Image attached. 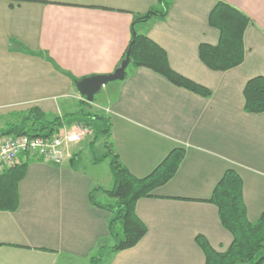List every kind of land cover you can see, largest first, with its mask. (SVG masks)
Listing matches in <instances>:
<instances>
[{"label":"crops","instance_id":"0c3cea01","mask_svg":"<svg viewBox=\"0 0 264 264\" xmlns=\"http://www.w3.org/2000/svg\"><path fill=\"white\" fill-rule=\"evenodd\" d=\"M162 1L0 0V121L36 106L72 117L61 131L90 125L81 112L93 116L92 107L98 106L95 100L83 103L75 80L113 73L133 26L166 51L173 70L212 92L203 97L130 64L124 80L101 89L106 90L103 117H92L97 132L109 131L100 136L102 156L93 153L84 163L90 131L65 149L60 164L29 160L19 183V207L0 210V264L92 263L110 236L112 212L90 199L91 193L94 199L109 196L104 183L114 185L110 155L136 178H145L173 150L184 151L173 178L137 202L145 237L103 264H205L198 236L225 252L233 238L208 200L229 169L243 180L248 220L254 223L264 213V112H246L244 97L247 82L264 77V0H222L253 23L244 36L245 61L224 72L209 69L199 57L202 43L219 41V31L209 25L218 0ZM152 9L167 14L134 25L136 15ZM70 100L81 108L67 112ZM107 159L109 173L101 180L93 168Z\"/></svg>","mask_w":264,"mask_h":264},{"label":"trees","instance_id":"16d2710c","mask_svg":"<svg viewBox=\"0 0 264 264\" xmlns=\"http://www.w3.org/2000/svg\"><path fill=\"white\" fill-rule=\"evenodd\" d=\"M166 14L167 10L152 9L144 15H136L134 25L147 22L153 16L165 17ZM251 24L252 20L245 13L225 1L218 0L209 15V25L219 31V41L215 45L202 43L199 46L201 61L209 69L219 72L240 66L246 56L245 32ZM129 49L132 66L150 69L165 77L174 86L185 88L195 94L211 96V90L173 70L166 51L149 37L137 33L134 26L129 46L118 66L126 58ZM244 97L246 112L263 113L264 77L250 79L245 86ZM83 103L89 104L87 101ZM81 113L83 116L93 117ZM65 121L66 116L49 115L34 106L0 128V139L23 136L51 138L65 125ZM102 123L104 126L105 121L102 120ZM108 132L106 127L97 134L102 136ZM106 157L109 155L106 154L100 160ZM183 157L184 151L177 148L149 176L136 178L119 163L116 156L110 155L114 186L106 193L115 198L116 203L101 205L95 201L92 193L90 199L94 205L112 212L108 230L113 244L101 247L99 257L91 259L93 264L99 260L103 261L107 252L113 255L137 246L145 237L147 226L136 213L137 202L151 197L157 188L171 180ZM30 159L28 156H22L13 166L5 168L0 173V210L13 212L19 207V183L26 175ZM208 201L217 206L221 224L231 233L233 241L225 252H218L204 236H198L196 241L206 256L205 264H264V213L254 223L248 220L243 197V180L240 175L233 169L227 170Z\"/></svg>","mask_w":264,"mask_h":264},{"label":"built area","instance_id":"2783aa9c","mask_svg":"<svg viewBox=\"0 0 264 264\" xmlns=\"http://www.w3.org/2000/svg\"><path fill=\"white\" fill-rule=\"evenodd\" d=\"M87 136V128L77 125L70 130H59L51 138L5 137L0 139V171L13 166L22 156L41 158L60 164L65 149L81 142Z\"/></svg>","mask_w":264,"mask_h":264},{"label":"rangeland","instance_id":"374dc122","mask_svg":"<svg viewBox=\"0 0 264 264\" xmlns=\"http://www.w3.org/2000/svg\"><path fill=\"white\" fill-rule=\"evenodd\" d=\"M106 87V86H105ZM106 90H102L99 94L95 95V103L96 105L98 106L97 107H92V115L94 117H96V119L98 117H103L101 112H100V108L104 107L106 105ZM67 103L66 106H67V112H71V111H74V110H78L81 108V104L79 103V101H76V100H70L69 102H65ZM72 119V117H68L66 116V120H70ZM85 122L89 123L90 125H87V133L88 134H91V139L89 140V142L86 144V147L84 149V163L86 164V162H88L90 159H91V156L93 155H96V156H102L104 153H105V148H104V139L102 137H100V135L97 134V131L96 129L93 128V125L97 124V121L95 120V118H84L83 119ZM11 121V120H10ZM7 122L9 121H0V126L1 127H5ZM89 131V132H88ZM91 131V133H90ZM96 131V133L94 134V132ZM89 145H92V149H91V146ZM95 169H98L96 171V176L98 175V177L101 178V180L104 179V176L109 173V160L107 159L105 162H103V164H101L99 167L97 168H93ZM93 169L91 170L90 168V172L93 171ZM95 173V172H94ZM104 186H106L107 189L109 190H112V186H114L113 184L112 185H107V183L105 184L104 183ZM109 186V187H108ZM95 200L99 201V202H102L104 204H112L114 205L116 203V199L115 198H112V197H109L105 194H98L96 195L95 197ZM113 244V239L109 236L108 240L105 242V245L107 246H110ZM100 255V252L97 251L93 257H99ZM110 256V253H105L104 254V259L103 261L102 260H99V261H96L95 264H103L104 260L108 259ZM86 264H93V263H86ZM241 264V263H240ZM245 264V263H244Z\"/></svg>","mask_w":264,"mask_h":264},{"label":"water","instance_id":"95a60500","mask_svg":"<svg viewBox=\"0 0 264 264\" xmlns=\"http://www.w3.org/2000/svg\"><path fill=\"white\" fill-rule=\"evenodd\" d=\"M131 63V49L128 50L126 58L120 63L115 71L108 75H95L86 77L76 82L78 92L87 102L92 103L95 95L101 92V89L109 83L122 81L125 79L126 70Z\"/></svg>","mask_w":264,"mask_h":264}]
</instances>
